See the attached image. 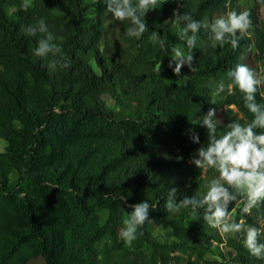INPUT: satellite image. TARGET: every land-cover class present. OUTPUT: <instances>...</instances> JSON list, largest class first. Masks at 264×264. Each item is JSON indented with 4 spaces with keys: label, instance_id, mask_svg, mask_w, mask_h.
Listing matches in <instances>:
<instances>
[{
    "label": "trees",
    "instance_id": "16d2710c",
    "mask_svg": "<svg viewBox=\"0 0 264 264\" xmlns=\"http://www.w3.org/2000/svg\"><path fill=\"white\" fill-rule=\"evenodd\" d=\"M25 3L31 5L26 11ZM160 3L146 13L148 31L137 40L126 35L127 21L107 13L106 0H0V264L38 257L44 264H229L220 252L224 261L205 256L214 242L234 251L232 264H264L243 246V233L224 238L207 226L203 210L193 216L190 209L170 213L165 207L170 187L180 198L199 197L206 191L204 174L213 172L190 163L207 143V130L192 124L198 113L221 111L218 132L233 120L253 118L238 91L214 92L246 53L264 67V25L248 10L252 27L242 37L237 33L236 49L212 48L202 27L192 50L196 70L184 66L175 76L167 67L171 47L188 49L171 22L174 10L201 24L244 10L236 0ZM40 19L70 68L52 71L50 57L34 55L40 34L23 29ZM152 31L165 41L163 48L150 41ZM261 92L258 103H264ZM145 200L149 220L129 246L120 238L121 212ZM242 207L233 202L229 210L236 208L240 218ZM243 219L260 229L264 205ZM151 222L174 242L156 241Z\"/></svg>",
    "mask_w": 264,
    "mask_h": 264
},
{
    "label": "clouds",
    "instance_id": "9594fccd",
    "mask_svg": "<svg viewBox=\"0 0 264 264\" xmlns=\"http://www.w3.org/2000/svg\"><path fill=\"white\" fill-rule=\"evenodd\" d=\"M161 5L160 0H106V11L115 21H127L129 27L126 35L138 40L148 31L145 23L146 13ZM30 6L25 3L22 8L26 11ZM171 22L178 29V39L184 42L188 49V52H185L180 45L171 47L172 55L167 67L172 69L175 76L181 75L184 66L191 72L196 70L192 66V50L197 44L196 34L202 27L208 29L212 48H223L230 44L233 49L239 47L237 33L242 37L248 34L252 27L251 13L247 10H230L213 19L210 24H201L188 13L179 14L174 10ZM23 31L29 36L40 34L34 55L39 58L50 57L47 65L50 70L70 68L69 58L62 48L53 42L55 36L44 19L38 20L34 25H28ZM149 39L158 42L162 48L165 46V41L155 31H152ZM161 65V61L156 65L158 72L162 70ZM225 79L218 82L214 95L225 91L235 94L238 91L243 98L244 107L253 118L247 123L233 120L224 127L225 131L218 132L221 121L214 119L216 110L209 109L206 115L199 117L198 122L192 123L207 130V143L197 149L190 163L203 173L212 170L216 175L207 183L206 191L199 197L180 198L178 188L170 187L165 207L170 213L190 209L193 216L199 215V211L203 210V220L209 228L217 230L224 238L243 233L242 243L247 251L257 259H264V243L260 242L261 230L247 225L243 219L244 215H251L253 209L258 210L264 205V103H258L256 99L257 93L264 88V67L254 69L239 63L226 72ZM260 94L264 97V92ZM188 134L194 144L200 143L198 133L190 129ZM120 199L126 201L127 198L120 196ZM233 202L243 205L240 208L242 218L239 222L234 218L236 208L229 210V205ZM129 207L132 211L125 212L120 238L131 246L138 234L142 235L139 229L149 220L151 206L145 200Z\"/></svg>",
    "mask_w": 264,
    "mask_h": 264
},
{
    "label": "rangeland",
    "instance_id": "374dc122",
    "mask_svg": "<svg viewBox=\"0 0 264 264\" xmlns=\"http://www.w3.org/2000/svg\"><path fill=\"white\" fill-rule=\"evenodd\" d=\"M232 2V0H227V5H230ZM236 4L243 10H253V12L257 15L258 19L260 21H262L263 25H264V4L257 1V0H236ZM115 27H117V25L115 24ZM243 63L247 64L249 67H252L254 69H258V64L255 61L252 53H246L243 57ZM104 100L106 101L108 106L113 107L114 106V102L113 100L110 98V96L108 94H104L103 95ZM223 113L221 111H216L215 112V119L221 121L222 120V115ZM205 114L200 112L198 113V117H202ZM5 146V142L3 140L0 139V151L3 150ZM216 175V173L213 171L210 174H204V182L205 185H207V183L214 178V176ZM125 212L129 213V211L127 209H123L121 212V225L119 228V233L121 231V229L123 228V219L125 218ZM236 218V217H234ZM240 218H236L235 220L237 222H239ZM260 225V230H261V238L263 239V243H264V219L262 221L259 222ZM151 234L153 236V238L161 243H171L174 242V239L169 237L163 230L162 228H160L159 226H157L155 223L151 222L149 225ZM211 249L206 253V257L207 258H218L221 259L222 261H224V258H220V256H218V253L220 252L222 255L225 256V261H227L229 264H232V261H230L229 259H231V257L233 256L234 251L231 248H228L224 243H212L211 244ZM264 260V259H263ZM29 264H44V261L42 258L38 257L36 259H33L29 262Z\"/></svg>",
    "mask_w": 264,
    "mask_h": 264
}]
</instances>
